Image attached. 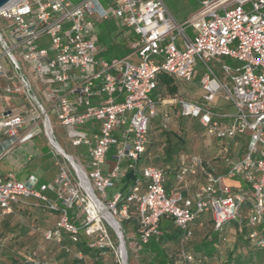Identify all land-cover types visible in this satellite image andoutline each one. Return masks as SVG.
<instances>
[{
  "label": "built area",
  "instance_id": "1",
  "mask_svg": "<svg viewBox=\"0 0 264 264\" xmlns=\"http://www.w3.org/2000/svg\"><path fill=\"white\" fill-rule=\"evenodd\" d=\"M194 1L200 8L184 22L173 17L164 0H105V5L101 0H13L0 10L6 23L0 29V217L19 203L58 211L56 227L44 233L47 240L62 242L66 232L76 242L83 230L93 237L90 247L112 251L118 264H129L130 253L139 255L161 235L162 217L174 219L182 231L180 263L201 264L185 246L193 237L191 224L206 212L216 232L238 222L247 227L250 242L264 250V0ZM111 19L133 30L138 39L131 54L99 60L96 27L99 20ZM222 58L237 63L222 67L229 83L208 65ZM198 62L210 72L201 79L200 101L178 94L152 97L160 76L190 82ZM218 95L234 112L214 106ZM13 96L22 97L28 109L14 113L4 102ZM161 104L177 107L180 117L198 121L219 141L247 137L240 160L223 148V174L198 156L181 155L177 181L198 173L205 177L195 199L169 195L165 171L141 165ZM54 110L62 127L74 128L67 132L71 146L89 147L88 169L58 149L50 116ZM90 119L100 124L92 137L78 129ZM169 121L165 114L164 128ZM41 134L56 152L59 173L54 184L38 186L35 177L22 182L4 175L2 161ZM109 157L115 164L105 173ZM130 172L141 179L120 191L119 183ZM238 177L245 188L236 192L226 179ZM108 189H118L109 200ZM132 204L137 229L129 236L122 220L131 219ZM104 212L118 225L112 226ZM4 242L0 238V246Z\"/></svg>",
  "mask_w": 264,
  "mask_h": 264
},
{
  "label": "rangeland",
  "instance_id": "2",
  "mask_svg": "<svg viewBox=\"0 0 264 264\" xmlns=\"http://www.w3.org/2000/svg\"><path fill=\"white\" fill-rule=\"evenodd\" d=\"M101 2L104 5L106 4L105 0H101ZM165 2L170 13L176 20H180V22L187 20L193 14V12L186 10L190 9V5H195V7H197L195 11L198 9V6H196L193 0H165ZM118 22L117 19L98 21L96 27V42L99 46V54L97 56L99 60L119 58L127 54L128 51L123 48L122 39L115 37L118 31ZM5 28L6 23L0 19V29L4 30ZM122 29H125L126 35H129L130 32L133 31L123 26ZM131 44L132 43L129 44L130 49ZM130 60L134 63H138V59ZM3 63L9 70V73L13 74V70L7 61L4 60ZM224 64H229L231 66L237 65L236 62L231 61L229 58H222L220 61L211 60L208 62L209 67L212 68L216 76L229 83L222 69ZM209 73L207 67L198 62L195 65V73L190 82L181 83L180 81L173 80V84L177 89L175 93H171L167 86L162 85H159L157 93L163 98H170L178 94L182 98L198 102L204 95V91L200 86L201 79ZM152 97L156 98L157 96L153 93ZM213 104L216 107L221 106L224 110L234 112V109L228 103L224 102L219 95L216 97ZM165 114L170 118L168 131L177 133L185 139L186 144L182 151V155L198 156L209 163V165L215 169V172L219 173H224L226 171L225 165L222 164L221 160V157L224 156V147L228 148L231 158L235 160L242 158L247 144L246 136H242L234 141H219L209 136L199 125L198 121L180 117L178 108L168 104L159 105L158 116L153 120L150 137L152 146L156 149H160L164 141L162 135L159 133L158 125L160 122L163 123ZM50 116L55 136L66 153L74 157H79L83 154L82 151H85V147L74 148L68 141L67 132L74 128L66 129L62 127L55 110L52 111ZM95 124L97 125V123ZM49 148L51 149L50 146ZM52 152L53 154L56 153L54 150H52ZM107 161L108 166L112 169L115 162L111 159ZM86 169L88 168L86 167ZM233 180L234 179H226V183L229 185ZM117 191L118 189H108V200L111 199ZM69 214L70 216L72 215L71 211H69ZM59 217L58 215H53L48 210L31 205V203L27 204L24 209H13L11 214L4 216V219H0V237L8 239L0 246V259L4 261V264H24L26 262L40 264H73L74 259H83L84 254L65 243L68 236L65 235L64 232L62 235V242L51 241L45 238L44 233L56 227ZM122 226L128 235V232L132 230L128 221L122 220ZM109 230L111 232L110 228ZM66 249H70V251L68 252ZM92 249L95 250L96 248ZM104 257L105 259L101 264H118L112 251L107 252ZM145 258L146 255L144 253H140L139 257H137L136 254L132 255L130 253L129 264H142ZM85 264L94 263L92 259H87Z\"/></svg>",
  "mask_w": 264,
  "mask_h": 264
},
{
  "label": "crops",
  "instance_id": "3",
  "mask_svg": "<svg viewBox=\"0 0 264 264\" xmlns=\"http://www.w3.org/2000/svg\"><path fill=\"white\" fill-rule=\"evenodd\" d=\"M195 3L196 6H198V9L196 11L195 9L197 7H195V5H190V9H186L187 11L193 12L191 16H193L200 8L199 4L197 2ZM178 22H180V20ZM131 59L137 60V57H132ZM155 94L156 96L158 95L157 92H155ZM40 97L43 98V95L40 94ZM4 102L8 104V106H10V109H12L14 113L24 112L26 109H28V104L22 97H9L5 99ZM93 103L95 105L98 104V100H93ZM95 123H97L98 127ZM99 126L100 124L98 122L90 119L86 122V124L82 125L78 129L82 132L87 133L88 136L92 137L94 132L98 131ZM150 135L151 134L149 133V144H151ZM49 146L50 145L48 139L44 135L41 134L34 137L27 143L19 146L2 161V173L4 175L13 174L17 180L22 182L27 181L30 177H35L38 181V186L54 184L58 177L59 169L55 164L54 154ZM82 147L86 148L85 151H82L83 154H81L79 157H74L71 155L70 156L75 160H78L85 168H88L89 147ZM164 157L165 156L161 148L157 149V151H154L153 149L152 151H149L148 148V151H146V153L141 158V164L142 166H152L155 159H163ZM146 158H148V160H146ZM108 159L113 160L112 157H109ZM221 160L222 164L225 165L223 156L221 157ZM103 168L105 173L111 170V168L108 166V161ZM211 168L214 169L212 166ZM216 173L223 174L219 172ZM204 184L205 177L202 173H198L196 176L191 177L184 182H179L173 177V175H170L166 179L165 188L169 195L182 193L186 198L195 199L199 192V189ZM229 185L233 187L234 191L236 192L237 190L245 188V184L239 177L235 178ZM47 194L50 197H53L52 192L49 191L47 192ZM26 205L27 204L19 203L14 206V209H24L26 208ZM244 213H246V208H244ZM0 219H4V217H0ZM165 220L168 221L167 218ZM131 229L132 230L128 232L129 236L134 232V229ZM191 229L193 231V237L187 243L186 250L194 252L197 258H199V256L203 257V264H229L231 258H233V261L237 257H240V260L242 261H246L249 258V250L248 247L245 246V243L247 242L246 238L248 235L247 228L242 227L238 224L236 225L235 223H229L224 226L222 233H218L214 230L211 214L206 212L191 224ZM0 238L3 239L2 237ZM4 240L6 242L8 239L5 238ZM176 247L177 251L180 250L181 252L182 248L180 247V243L176 245ZM259 259V264H264V252H260ZM0 264H4V261H2V259H0Z\"/></svg>",
  "mask_w": 264,
  "mask_h": 264
},
{
  "label": "trees",
  "instance_id": "4",
  "mask_svg": "<svg viewBox=\"0 0 264 264\" xmlns=\"http://www.w3.org/2000/svg\"><path fill=\"white\" fill-rule=\"evenodd\" d=\"M72 1L79 2L81 0H72ZM117 27H118V31L115 34V37L122 39L123 48L128 51L127 54L121 56V57H125L131 54V49L129 47V44L135 42L138 39V37L134 31H131L129 35H126V31L125 29H122V25L120 24V22H118ZM159 83L160 86L161 85L167 86L171 93H175L177 90L173 84V80L166 75L160 76ZM152 125L153 122L150 126V130H149L150 134L152 131ZM158 128H159V133L162 135V139L164 140L160 148L163 151L165 157L163 159L161 158L155 159L152 166L162 168L165 171L166 179L170 175H173V177L176 179V174L180 166V155L182 154V151L186 144L185 139L184 137L178 135L177 133L168 131L169 130L168 128L166 129L163 127L162 122L159 123ZM148 148L149 151L150 150L152 151V149L154 151H157V149L152 146V143L148 145ZM146 160H148V158H146ZM136 178L141 179L140 174L134 176V174L130 172L127 178L123 179L119 183L118 189L120 191L126 190L128 185L134 183ZM49 212H51L53 215H58V216L60 215V212L58 211H49ZM129 214L131 216V219L129 220L130 222L128 221V223L134 230H136L137 213H136L135 205L132 204L130 206ZM166 218L168 219V221L165 220ZM70 221L75 222V219L71 217ZM76 223L78 222L76 221ZM230 223H235L236 225L238 224V222H230ZM242 227L247 228L245 225H243ZM160 231H161V235L158 238H153L150 241V243L145 247V249L141 252L146 255V258L143 259L142 264H181L179 259L180 250L177 251L176 245L180 243V247H182L181 245L182 231L176 226L174 219L170 217L161 218ZM64 233L65 235L68 236V239L65 240V243L69 244L70 246L74 247L77 251L84 254L83 259L80 260L74 259L73 264H85L87 259H92L94 264H101L102 261L105 259L104 256L106 255L107 252H109L106 249H100V248H96L95 250L92 249L89 246V243L93 240V237H88L83 230L80 232L78 241L76 242L72 240V237L68 233L66 232ZM246 241L247 242L245 243L246 244L245 246L248 247L249 258L246 261L240 260V257H237L234 261L233 258H231L229 264H259L260 263L259 254L260 252H264V250L259 249L255 245H253L248 239V235ZM66 250H68V252L70 251V249H66ZM189 252H191L193 255L196 256L194 252L192 251ZM136 256L139 257V255ZM197 259L202 260L201 264L204 263L203 257L199 256V258Z\"/></svg>",
  "mask_w": 264,
  "mask_h": 264
},
{
  "label": "bare ground",
  "instance_id": "5",
  "mask_svg": "<svg viewBox=\"0 0 264 264\" xmlns=\"http://www.w3.org/2000/svg\"><path fill=\"white\" fill-rule=\"evenodd\" d=\"M58 149H59L60 151L63 150V148L61 147L60 144H59V146H58ZM103 215L105 216V218L108 220V222H109L112 226H117V224H115V223L113 222L112 217H110V215H109L108 213L104 212Z\"/></svg>",
  "mask_w": 264,
  "mask_h": 264
},
{
  "label": "water",
  "instance_id": "6",
  "mask_svg": "<svg viewBox=\"0 0 264 264\" xmlns=\"http://www.w3.org/2000/svg\"><path fill=\"white\" fill-rule=\"evenodd\" d=\"M11 1L13 0H0V10L8 5ZM113 222L118 225V222L115 219H113Z\"/></svg>",
  "mask_w": 264,
  "mask_h": 264
}]
</instances>
